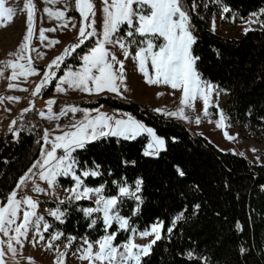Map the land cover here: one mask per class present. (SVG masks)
Segmentation results:
<instances>
[{
    "label": "trees",
    "instance_id": "1",
    "mask_svg": "<svg viewBox=\"0 0 264 264\" xmlns=\"http://www.w3.org/2000/svg\"><path fill=\"white\" fill-rule=\"evenodd\" d=\"M96 1L92 0L94 9ZM220 2L240 18L264 10V0ZM72 4L69 14L78 16ZM196 4L197 0H182L196 39L192 46L193 56L198 57L196 71L202 80L226 93L222 108L229 124L264 132V15L260 16L261 29L229 39L209 30L208 22L196 12ZM157 41L163 43L161 38ZM76 42L73 40L69 46ZM92 45L93 41H88L73 58L66 59L56 79L62 75V68L80 65L78 57ZM55 84L54 79L40 95H49ZM66 104L86 108L105 105L128 112L165 141L164 149L156 156L144 155L146 136L132 140L103 137L86 143L73 154L78 161L77 175L99 165L100 175L82 178L86 186H103L107 197L117 196L118 185L135 188V182L142 180L137 193L140 201L124 197L118 205L119 215L139 232L158 221L163 223L160 239L140 264H264V165L220 151L205 138L190 133L183 124L152 114L133 102L109 97L56 99L54 110ZM38 112L32 101L13 117L0 136V202L6 200L40 156L46 130L37 120ZM14 132H19V136ZM177 168L184 176L178 175ZM61 182L66 186L73 183L70 179ZM92 206L87 200H69L60 206L61 221L50 217L45 221L52 229L75 238L72 249L80 244V239L96 242L112 233L114 245L126 242L128 231L120 230L116 224L106 228L100 213L85 216L82 209ZM181 213L182 217L172 226L173 219Z\"/></svg>",
    "mask_w": 264,
    "mask_h": 264
},
{
    "label": "snow or ice",
    "instance_id": "2",
    "mask_svg": "<svg viewBox=\"0 0 264 264\" xmlns=\"http://www.w3.org/2000/svg\"><path fill=\"white\" fill-rule=\"evenodd\" d=\"M45 2L55 4L58 0H45ZM102 3L104 5L102 9L104 15L101 31L98 33L95 28L96 13L92 0H75L76 8L82 18V26L78 31L77 42L69 48H65L63 54L52 61L48 70L50 75H45L41 84L35 89L34 94H39L42 87L47 86L51 79L56 78L53 68H59L64 60L71 56L88 39H94V44L87 54L80 57L83 62L81 70H70L60 77L59 86L56 87V91L64 92V85H67L89 94L94 92L99 93L104 90L119 93L120 88L117 81L123 83L125 80L123 75L124 64L123 61L117 59L114 53L109 51L107 46H118L123 50L125 58H128L130 54L129 48L135 43L143 45L139 47L134 58L138 62V70L146 77L147 83L156 84L163 82L170 84L173 89H180L182 91V107L177 112L164 114L188 119L185 115V108H192L194 101L197 98H201L204 102L205 114L207 115L209 95L213 90V86L207 81L202 80L200 74L196 71L195 64L198 57L192 54V46L195 44L196 39L190 30L189 16L182 8V0H102ZM45 11L52 18L63 19L65 17L64 11H53L51 9H45ZM224 11H228V9L225 8ZM260 14H264V10H261ZM13 15L14 9L6 7V0H0V27H6L7 23L12 21ZM256 15L258 14H253V16ZM124 25L128 29L124 32V37L132 38L138 35L140 37H148V39L133 41L131 39L117 38L120 27ZM63 26L67 27V24ZM73 27L75 26L73 25ZM47 31H55V29H48ZM247 31H250V29H245V32ZM32 36L33 12L29 11L27 33L24 37V42L19 46L18 52L13 54L17 59L15 61H8L6 64L7 67L12 69L10 76L12 80H16L18 76L27 78L29 75L37 74L35 68L32 67L30 58H28L27 64L21 63V61L26 59L24 53L29 48V41ZM158 38H163V43L159 46L155 43V40ZM40 39H46L43 31L40 32ZM55 43H59V41ZM149 64L154 70L155 78L149 74ZM0 75H2V72H0ZM8 99L18 98L9 97ZM48 103L51 105L55 101H49ZM77 111H80V109L70 107L59 115H65L67 112L75 113ZM96 111L98 115L92 118H89V114L85 112L82 120L71 124L70 130L62 132V134L55 136L52 140L45 133L42 139L45 146L50 145V147H47L44 151L43 160L36 161L32 167L41 169L39 172L40 178L50 185L55 184L58 176H70L75 182L74 187L70 190L72 193L70 199L80 200L88 199L91 196L96 197L94 201L96 207L82 209L85 216L92 217L94 213H102L106 228L111 227L113 222H116L121 230H129V221L127 218L119 215L118 205L122 203L121 198L124 197L140 201L141 198L137 193L141 190L142 180L138 179L135 182V190L126 185H118V196L105 197L103 195V186L89 188L84 185L82 179V177L87 178L100 175L98 171L99 165H96L95 169L92 170L84 169L77 175L76 167L78 161H76L72 153L78 148H83L85 143L92 142L101 137L115 136L123 137L124 139H135L137 136L146 133L152 138V141L147 145L144 155H156L160 150L164 149L165 141L163 138L157 136L153 129L146 127L131 116H128L127 119H116L106 113L99 112L98 109ZM157 111L162 110L157 109ZM41 115L43 116V113ZM48 118L55 119L56 115L53 114ZM196 123H200L199 118L196 119ZM217 126L224 127L223 118L218 122ZM14 135L19 136V132H14ZM225 135L227 136V133ZM227 138L234 139L231 136H227ZM58 150L62 152L59 156L57 155ZM177 173L181 177L184 176L183 171L179 168H177ZM28 179H30V176L22 177L19 184L24 185ZM113 183L117 182L114 181ZM33 191L44 192V189L35 186ZM61 202L63 203V201ZM21 205L25 207L22 209ZM37 207V203L31 197L17 199L16 191L10 193L5 201L0 202V234L8 236L10 230L16 234L6 242L0 241V264H4L3 245L5 243H7V248L15 254L16 249L13 247L12 241L15 240L19 243V237L26 234V230L30 225L39 229L40 222L44 220V217L37 216L35 212ZM196 207L199 206L197 205ZM21 213L22 222L17 224V220L21 219ZM50 215L59 220L63 213L57 209L51 211ZM182 215L181 213V217ZM179 218L177 217V219ZM94 223L95 221H93ZM14 224L16 226L12 229L11 226ZM48 227L45 223L44 230L47 231ZM162 227L163 223L158 221L139 233V235L141 237L155 235V239L158 240L160 239L159 233ZM171 230V228L168 229V231ZM131 231L135 235V230L131 229ZM61 235V233H57L52 239H59ZM71 239L74 240L75 238ZM114 239L115 233H112L98 241L99 252L97 253H93V245L85 241L87 247L81 259L92 258L102 262L107 261V264H140V257L147 255L152 244L155 243V240H153L148 245H136L130 239L122 246H114L112 244ZM120 247H123V251H120ZM57 264H63V261L58 260Z\"/></svg>",
    "mask_w": 264,
    "mask_h": 264
},
{
    "label": "rangeland",
    "instance_id": "3",
    "mask_svg": "<svg viewBox=\"0 0 264 264\" xmlns=\"http://www.w3.org/2000/svg\"><path fill=\"white\" fill-rule=\"evenodd\" d=\"M71 2L73 3L72 5L74 9L78 13V16L69 14ZM197 2L198 4H196L194 8L196 12H198V15L208 22L209 30L211 32L221 37L229 39L240 38L246 33L245 29H250L251 31L259 30L262 27L260 16L264 14H260L261 11L256 12V14H258L256 16H253L254 13H252L246 18H240L236 12L231 11L228 8V11H224L226 7L221 4L220 0H197ZM6 7L13 8L14 15L12 21L8 22L6 27H0V72H2V75H0V136L10 125L13 117L18 112H23V110H25L32 101H34L39 108L37 120L44 126L46 133L49 135V139L52 140L55 136L62 134V132L70 130L71 124L82 120L84 118L85 112H87L89 116H92L91 110L84 111L81 109L82 107H77V105L73 106V104H66L59 107L57 110H54V103L51 105L48 103L49 101H55L56 99L71 101L90 99L88 98L89 93L80 91L78 89H73L67 85H64V92L56 91V87L59 86V78L64 76L68 71L81 70L83 62L80 57L84 54H87L91 47L86 51V53L78 57L80 65H68L65 68H62L63 73L59 78H55L56 84L53 91L50 92L49 95L43 98V96L40 94L42 91L47 90L54 79H51L47 86L42 87L39 94H34L35 89L41 84V81L44 79L45 75H50L48 70L52 61H54L56 57L61 56L64 52V49L69 48V44L73 40L77 39L78 31L82 26L81 14L76 8L75 0H58V2L55 4L46 3L45 0H6ZM103 7L104 5L102 0H97L95 7V28L98 33L101 31L103 22ZM45 9L64 11L65 17L63 19L52 18L48 15ZM29 11L33 12V36L30 38L27 52L24 53L26 59L21 61V63L27 64L28 58H30L32 67L35 68L37 74L29 75L27 78L18 76L16 80H12L10 79L12 69L7 67L6 64L8 61H15L17 59V57L13 54L18 52L19 46L24 42V37L27 33ZM249 21L255 22L250 23ZM65 24H67V27L63 26ZM73 25L75 27H73ZM48 29H55V31H47ZM127 30V26L124 25L122 35L118 33L117 38L125 40L131 39L133 41L148 39V37H140L138 35L132 38H126L123 34ZM41 31L44 32V36L46 37L44 40L40 39ZM161 39L163 40V38ZM90 40H92L94 44V39L85 40L84 44ZM56 41H59V43H55ZM107 47L111 53L115 54L118 60L123 61V75L125 80L123 83L117 81V84L120 88L119 93L104 90L97 93L102 94L100 97H109L118 100L124 99L133 103H136L137 101H149V107L154 113L162 114L165 118L174 120L181 124L186 123L191 128H193L197 134L208 140V142L213 144L220 151L238 154L242 157H245L253 164L264 165V132L260 130L250 131L246 127H242L240 125L233 126L228 123L227 115L222 108V104L225 100L224 91L218 89L213 83L207 81L213 86V90L209 95L207 115L205 114L204 102L201 98H197L194 101V106L192 108H185V115L188 117V119L165 115L164 113L177 112L178 109L182 107V91L180 89H173L170 84H165L163 82L152 84L153 88L157 90L156 95L163 97L164 100H160V98H158L155 103L152 102V100H148L150 98L147 97L144 92L138 90L137 87H134V84H132L135 83V86H138V83L141 81L148 84L146 77L138 70V62L134 58L136 53L135 47H137V44L133 43L130 46V54L128 58H125L123 50H121L118 46L108 45ZM74 53H72V55L66 59L73 58ZM60 67L53 68L55 77ZM148 69L149 74L155 78L154 70L150 64L148 65ZM17 71H19V69H17ZM9 97H16L18 99H8ZM70 107H76L77 109H80V111L75 113L67 112L65 115H59L62 111H65ZM49 109H51V111H49ZM157 109L162 111H157ZM41 113H43V116ZM53 114L56 115V118L49 119L48 117L52 116ZM197 118L200 120L199 124L196 123ZM222 118L224 127H218V122H220ZM225 133H227V136L234 137V139H228ZM47 147H50V145H43L40 156L36 161L43 160V154ZM253 149H255V151H253ZM61 154L62 152L58 150L57 155L59 156ZM32 166L30 167L31 172L29 169L22 176H30V179H28L24 185H20L18 182L13 191H16L17 195H20L21 199L25 197H31L38 205V207L35 209L37 216L44 217V220L40 222L39 229L30 225L26 230V234L19 237V243L13 240L15 242L14 248L19 250L25 243L36 244L42 240L41 237H43V239L46 238V241L48 242V251L47 253L44 251L42 262L40 261L37 264H51V259L53 260L52 264H57L58 260H62L63 264H107V261L102 262L92 258L81 259V256L85 254V249L87 247V244H85V239H80V244L74 246L72 249L74 240L71 239L72 237H68V239H66L68 243V249L65 251L60 248V245L63 241L62 235L59 239H52L53 236L57 235L58 230L55 228L52 229L51 225L45 221V218L50 217L56 221H61L63 215L59 220H57L55 217L50 215V212L59 209L63 213L60 206L69 200H74L70 199L72 196L70 190L74 187L75 182L70 176L62 175L56 178L54 185H50L48 182L40 178L39 172L41 169L33 168ZM61 179H70L73 181V183L70 186H66L63 185ZM35 186L43 188L44 192L33 191ZM133 190H135V188H133ZM88 199L95 201L96 197L91 196ZM61 201H63V203ZM21 207L23 209L25 206L21 205ZM100 215L103 219V214L100 213ZM177 217L173 219L172 226L180 219H177ZM33 219L35 220V218ZM21 222L22 213L21 219L17 220V224ZM45 223L49 226L47 231L44 230ZM113 224H116L119 228L116 222H113ZM15 226L16 225L14 224L11 226V228L14 229ZM128 228L129 230H125L129 233L128 240L126 242L120 243L119 245H114L112 241L114 246H122L130 239L133 240L136 245H148L153 240L156 241L155 235L141 237L139 233L143 231H137L136 228L131 227L130 224H128ZM131 229L135 230V235ZM15 235V232L10 230L8 236L0 234V241L6 242L10 237ZM107 235L109 234L104 235L96 242L87 241L93 245V253L99 252V244L97 242L102 240ZM159 235L161 237V229ZM6 245V243L3 245L4 264H8L5 259ZM49 245H51V247H49ZM120 251H123V247H120ZM143 256L145 255H142L140 260Z\"/></svg>",
    "mask_w": 264,
    "mask_h": 264
},
{
    "label": "crops",
    "instance_id": "4",
    "mask_svg": "<svg viewBox=\"0 0 264 264\" xmlns=\"http://www.w3.org/2000/svg\"><path fill=\"white\" fill-rule=\"evenodd\" d=\"M159 39V38H158ZM155 43L159 46L160 43L157 41V39L155 40ZM143 45H137V47H135V52H137L139 50V47H142ZM92 47V46H91ZM134 84L133 86L134 87H137L138 90L144 92L146 94L147 97H149L150 99L148 100H152V102L155 103V101L160 98V100H164L163 97L161 96H157V90H155L152 86V84H146L145 82H139L138 83V86H135L136 84L135 83H132ZM215 85V84H214ZM217 87V86H216ZM102 94H97V93H93V94H89L88 95V98L90 99H95V98H99ZM103 96H106V95H103ZM225 99H226V93H225ZM124 100V99H122ZM130 102V101H129ZM139 106H143V107H146L152 114H157V113H154L153 110L150 109V103L149 101H137L135 104H137ZM223 105V104H222ZM74 106V105H73ZM77 107H80V106H77ZM76 108V107H75ZM82 110L86 111V110H91V114L92 116H89V118H92V117H95L98 115L97 113V109L99 110V112L101 113H106L108 114L109 116H113L115 117L116 119H127L128 116H131L132 118H134L131 114H129L128 112H125V111H119V110H115V109H111L105 105H101L99 107H95V108H86V107H82L81 108ZM158 115H162V114H158ZM164 116V115H163ZM135 119V118H134ZM137 120V119H135ZM138 121V120H137ZM140 122V121H139ZM183 125L189 130L190 133H192L193 135H196V136H200L199 134L196 133V131L191 128L189 125H187L186 123H183ZM150 128V127H149ZM152 129V128H151ZM140 136H146L147 137V143H146V146L144 148V152L147 148V145L152 141V138H150V136L148 134H142ZM140 136H137V137H140ZM115 137V136H113ZM136 137V138H137ZM201 137V136H200ZM103 138V137H101ZM117 138H121V139H124L123 137H117ZM100 139V138H99ZM97 140V139H96ZM124 140H132V139H124ZM94 141V140H93ZM86 144V143H85ZM80 149V148H79ZM153 151H155L153 149ZM160 152V151H159ZM157 155V154H156ZM156 155H147V156H156ZM84 178V177H83ZM82 178V179H83ZM97 188V187H95ZM133 189V188H131ZM119 195V193L117 194V196ZM20 197V195H17V198ZM21 199V197H20ZM83 200H87V201H90L93 203V206L92 207H96L95 203H94V200H91V199H83ZM138 202V201H137ZM85 208H88V207H85ZM63 217V216H62ZM62 220V219H61ZM58 233H61L60 231H58ZM62 234V233H61ZM9 240V239H8ZM7 244V243H6ZM12 245L13 247H15V242L12 241ZM44 251L47 253L48 251V242L46 241V238L43 239L42 237V240H40L38 243L36 244H32V243H25L21 246V248L19 250H16L15 254H13L8 248H7V245H6V249H5V259L7 261L8 264H37L38 262H42V256L44 255ZM52 259H51V264H52Z\"/></svg>",
    "mask_w": 264,
    "mask_h": 264
},
{
    "label": "built area",
    "instance_id": "5",
    "mask_svg": "<svg viewBox=\"0 0 264 264\" xmlns=\"http://www.w3.org/2000/svg\"><path fill=\"white\" fill-rule=\"evenodd\" d=\"M103 195L105 196V191L103 190ZM20 199V197H18ZM135 214L137 215V210H135ZM92 226V223L89 224V227ZM69 236H65L62 234L63 241L60 245V248L63 249L64 251L68 249V243L66 239H68Z\"/></svg>",
    "mask_w": 264,
    "mask_h": 264
}]
</instances>
